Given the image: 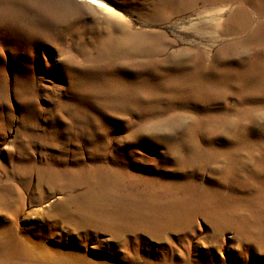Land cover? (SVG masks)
<instances>
[{
    "label": "rangeland",
    "instance_id": "obj_1",
    "mask_svg": "<svg viewBox=\"0 0 264 264\" xmlns=\"http://www.w3.org/2000/svg\"><path fill=\"white\" fill-rule=\"evenodd\" d=\"M58 1L0 0L6 264H264V0ZM110 186L198 213L51 226Z\"/></svg>",
    "mask_w": 264,
    "mask_h": 264
},
{
    "label": "bare ground",
    "instance_id": "obj_2",
    "mask_svg": "<svg viewBox=\"0 0 264 264\" xmlns=\"http://www.w3.org/2000/svg\"><path fill=\"white\" fill-rule=\"evenodd\" d=\"M63 1L64 0H60L58 3ZM84 1L105 10L109 9V7L101 0ZM112 189L113 186L104 188L98 195L94 194L95 191L89 201L77 199V201L73 202V209L68 211V213L63 212L61 215L57 214L49 217L54 221L51 223V226L55 227L59 222H62L79 229L89 226L103 227V225L106 224L108 227L115 229V224H130L138 221H145L146 223L151 222V226L166 227L177 222L180 223L179 221L184 219V216L191 217L198 213L194 205L195 200L190 197H184V195H177L176 191H173L169 195H164L161 198L157 195L156 191L153 192L150 188L149 190H151V192L146 190L130 191L132 197L126 199L123 198L119 192ZM96 196L101 198L102 204L95 203L94 197ZM158 200H160V202L164 201L165 206L158 205V203H156ZM207 209L209 210L210 207H207ZM114 210H116V212L122 211V213L116 214ZM110 212L113 214H110ZM117 216H121L123 220L121 222H112ZM131 219H134V221L128 222ZM45 224L46 226L43 224V227H45L42 230H39L42 233L48 232L51 228L49 224ZM3 245L4 247L0 243V264H6L7 261H17V259L18 261L24 260L25 262L36 261L34 260L37 254L35 252L36 249L32 248L30 245H26V243H23L22 241L17 242L15 240H10ZM6 246L9 247L7 248Z\"/></svg>",
    "mask_w": 264,
    "mask_h": 264
},
{
    "label": "snow or ice",
    "instance_id": "obj_3",
    "mask_svg": "<svg viewBox=\"0 0 264 264\" xmlns=\"http://www.w3.org/2000/svg\"><path fill=\"white\" fill-rule=\"evenodd\" d=\"M109 2H111V0H109Z\"/></svg>",
    "mask_w": 264,
    "mask_h": 264
}]
</instances>
